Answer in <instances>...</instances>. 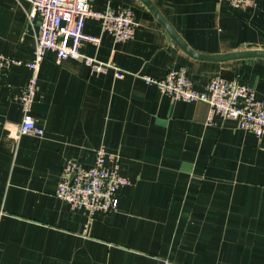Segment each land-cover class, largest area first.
<instances>
[{"label": "crops", "instance_id": "1", "mask_svg": "<svg viewBox=\"0 0 264 264\" xmlns=\"http://www.w3.org/2000/svg\"><path fill=\"white\" fill-rule=\"evenodd\" d=\"M193 50H264V0H150ZM130 7L137 26L115 42L98 20L84 30L100 45L80 50L123 72L91 73L81 60L40 65L31 113L44 133L17 134L19 95L30 70L0 71V264H264V136L212 115L204 101L175 100L146 83L185 67L193 87L212 76L246 82L264 99V57L220 61L190 56L140 0H93L94 10ZM26 0H0V53L24 62L37 22ZM119 157L130 183L118 206L89 220L54 191L63 167L95 163L99 146Z\"/></svg>", "mask_w": 264, "mask_h": 264}, {"label": "built area", "instance_id": "2", "mask_svg": "<svg viewBox=\"0 0 264 264\" xmlns=\"http://www.w3.org/2000/svg\"><path fill=\"white\" fill-rule=\"evenodd\" d=\"M26 23L37 22L35 47L32 58L24 62L12 56L0 53V71L13 64H23L30 70V75L23 84L19 95L22 117L17 127V134L41 136L42 127L37 125L31 110L34 104L38 74L41 62L47 51H52L55 61L62 59L81 60L91 73L114 72L122 77L123 72L112 60H100L81 52L84 42L99 46L98 35L85 32L86 20H98L101 29L109 34L115 42L126 41L133 37L137 22L130 7L119 11L113 9L94 10L93 0H26ZM235 8H247L255 0H226ZM146 83H152L160 92L175 100L193 102L204 101L209 106L208 119L212 115L231 118L240 129L256 137L264 136V99L257 98L252 88L238 79H223L212 76L203 90L193 87L185 67L170 68L160 78L142 75ZM119 157L116 153L106 151L99 146L95 151V163L84 168L75 161H68L57 181L55 195L68 203L71 208H82L89 220L97 212L107 213L118 206L116 192L130 183V180L119 172ZM163 264H178L164 261Z\"/></svg>", "mask_w": 264, "mask_h": 264}, {"label": "water", "instance_id": "3", "mask_svg": "<svg viewBox=\"0 0 264 264\" xmlns=\"http://www.w3.org/2000/svg\"><path fill=\"white\" fill-rule=\"evenodd\" d=\"M144 3L152 12V14L160 21V23L166 28V30L170 33V35L175 39V41L192 57L203 59V60H211V61H220L227 59H236V58H248V57H264V50H244V51H236L225 54H203L199 53L193 49H191L183 39L176 33L174 28L170 23L162 16V14L158 11V9L154 6V4L150 0H140Z\"/></svg>", "mask_w": 264, "mask_h": 264}]
</instances>
